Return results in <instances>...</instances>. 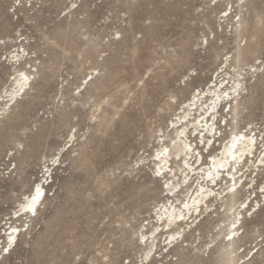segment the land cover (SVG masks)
<instances>
[{
  "label": "rangeland",
  "instance_id": "rangeland-1",
  "mask_svg": "<svg viewBox=\"0 0 264 264\" xmlns=\"http://www.w3.org/2000/svg\"><path fill=\"white\" fill-rule=\"evenodd\" d=\"M186 123L192 168L159 174ZM238 132L254 155L210 182ZM263 150L264 0H0V264H264ZM200 185L206 206L165 226Z\"/></svg>",
  "mask_w": 264,
  "mask_h": 264
},
{
  "label": "bare ground",
  "instance_id": "bare-ground-1",
  "mask_svg": "<svg viewBox=\"0 0 264 264\" xmlns=\"http://www.w3.org/2000/svg\"><path fill=\"white\" fill-rule=\"evenodd\" d=\"M213 96L211 99V103L209 104V107H206V110L203 109L202 117L199 116V118H194L192 122H197L196 125H193V128L195 131L200 128L197 135L201 136V140L205 139L206 135L208 136L207 139L204 140V147L208 146L212 134L214 133L215 125L213 123L209 124L208 120H206V116L209 117L216 115V110L219 106V102L221 100V97L223 95V92H215L213 91ZM200 94L196 95L194 99H192V103L186 106L185 111L183 112V115L181 117H178V120L185 119L187 116H190V112L195 110L198 111L199 108L202 106L200 103ZM228 95H231V93L228 92ZM232 102L236 100L235 97L230 98ZM235 104V103H234ZM235 110V106L234 109ZM210 111V112H209ZM209 112V114H208ZM173 124V123H172ZM187 123L186 125H181L180 128H177L175 130V137L172 142V144L167 148L164 147V149L159 152L156 155L157 159V169L159 174H164V171L171 173L172 170L169 169V158L173 156L174 158L181 157L182 158V164L185 168L191 169V165L189 161L192 160L193 156L196 152V147L193 148V145L191 142L188 141L189 137L187 136ZM232 138L225 144L222 148V151L220 153V156H210V161L207 163V168L204 170V176H206L207 179L210 180V182H214L219 179H223L224 176L228 177L229 180L234 181V173L233 170H236V166H239V163H241L243 160L252 157L254 155V151L256 150V143L257 138L255 136H251V132L248 134L246 133H232ZM231 134V135H232ZM262 155L264 157V150L262 151ZM199 159H201L200 153H197V157L195 159V162H199ZM202 163L199 165L201 166ZM235 185V184H234ZM178 187L177 185H173L172 188ZM43 192V186L40 184L36 185L35 192L32 193L31 196L27 197L23 206L24 208H29L30 210L36 212V207L39 206L40 203V197L41 193ZM213 194V190L211 189H204L203 186L200 185L199 189L196 191L195 194H193L186 203L182 204V206L176 210L172 206L167 208H162L163 210H160L159 218L163 220L164 217V224L165 226H168V224L174 223L178 221L179 219L184 220L185 216L188 214H195L197 213L201 207L206 206V199L210 197ZM233 197V195H231ZM163 207V206H162ZM242 216L240 213H237L236 222L239 220V217ZM11 229V233L9 234V238L11 240L14 239V235L17 231V228H9ZM236 230L230 231V233H234ZM234 239V238H233ZM232 242L230 243V245Z\"/></svg>",
  "mask_w": 264,
  "mask_h": 264
}]
</instances>
